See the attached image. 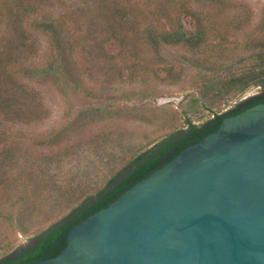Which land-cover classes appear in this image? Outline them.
<instances>
[{
	"label": "rangeland",
	"instance_id": "374dc122",
	"mask_svg": "<svg viewBox=\"0 0 264 264\" xmlns=\"http://www.w3.org/2000/svg\"><path fill=\"white\" fill-rule=\"evenodd\" d=\"M26 1L35 10L12 22L15 8L0 0V53L13 44L5 69L15 82L0 83L11 104L0 111V259L138 153L264 92L216 89L264 65V0ZM45 20L68 42L58 75L32 73L55 55ZM197 26L196 46L161 40Z\"/></svg>",
	"mask_w": 264,
	"mask_h": 264
},
{
	"label": "water",
	"instance_id": "95a60500",
	"mask_svg": "<svg viewBox=\"0 0 264 264\" xmlns=\"http://www.w3.org/2000/svg\"><path fill=\"white\" fill-rule=\"evenodd\" d=\"M24 264H264V102L213 113Z\"/></svg>",
	"mask_w": 264,
	"mask_h": 264
},
{
	"label": "trees",
	"instance_id": "16d2710c",
	"mask_svg": "<svg viewBox=\"0 0 264 264\" xmlns=\"http://www.w3.org/2000/svg\"><path fill=\"white\" fill-rule=\"evenodd\" d=\"M10 2L12 3L13 9L15 8V12H12V22L20 19L23 14L25 15L33 12L36 8L33 6L32 2L26 0H10ZM37 25L49 36V42L55 50V55L53 61H50L47 66L42 69L39 68L36 71L32 70V73L35 75L40 74L42 76L58 75L59 71L61 72V65H55L54 63L56 62V59H59V61L64 59L62 55L66 49V45H68L67 39L64 36L62 37L61 34L56 31L55 26L48 20L39 22ZM22 35H18L19 41L22 39ZM203 36L204 33L197 26L196 31L190 36H187L178 28L177 30L170 32L167 36H163L161 40L169 44L184 43L186 45L196 46L202 40ZM9 39L10 37L8 40ZM9 43L11 44V42ZM152 43H156L155 39H152ZM11 46L12 47L7 48L8 51L6 50L2 54L0 53V83L5 82L6 84L9 83L10 85H15L9 70L7 68L5 69L6 63L13 58V44H11ZM258 84H264V65L259 64L239 75H231L227 80L221 82V85L216 89L217 94L220 93L226 95L231 92H243L246 88ZM6 93H0V111L4 113L9 110L11 105ZM259 102H264V92L247 98L230 109L249 107ZM213 113L215 112H211V115ZM203 122L199 124L189 123L187 127L184 130H180L175 137L171 134L157 144L138 153L122 170L111 176L104 186L96 190L94 193L84 196L80 202L70 208V210L61 218L37 233L34 236V242L30 246L24 250L12 252L9 256L1 258L0 264H24L31 262L55 241L67 233L74 224L83 220L105 201L185 146ZM123 170L125 171L122 172ZM117 176L118 178L116 179Z\"/></svg>",
	"mask_w": 264,
	"mask_h": 264
}]
</instances>
